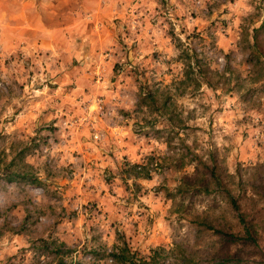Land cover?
<instances>
[{
    "label": "rangeland",
    "instance_id": "374dc122",
    "mask_svg": "<svg viewBox=\"0 0 264 264\" xmlns=\"http://www.w3.org/2000/svg\"><path fill=\"white\" fill-rule=\"evenodd\" d=\"M263 21L264 0H0V264H264ZM232 195L257 245L208 229L239 228Z\"/></svg>",
    "mask_w": 264,
    "mask_h": 264
},
{
    "label": "trees",
    "instance_id": "16d2710c",
    "mask_svg": "<svg viewBox=\"0 0 264 264\" xmlns=\"http://www.w3.org/2000/svg\"><path fill=\"white\" fill-rule=\"evenodd\" d=\"M264 28V21L259 27L255 28L254 38L257 39V32ZM215 175V171H214ZM216 184H221L219 177L216 179ZM231 202L234 206L235 211H237V217L239 219V228L234 229L232 225L226 226H216L211 224L208 229L214 231V235H217L223 244V247L229 248L231 244H240L242 246H247L249 244H258V229L253 219L247 217V213L241 209V205L238 200L232 195ZM116 261L123 260L125 263L128 260L125 255V250L121 249L118 252L113 253ZM132 264H137L133 258H130ZM214 263L213 264H243V257L240 253V249H236L234 252H222L217 250L214 253ZM139 264V263H138Z\"/></svg>",
    "mask_w": 264,
    "mask_h": 264
}]
</instances>
